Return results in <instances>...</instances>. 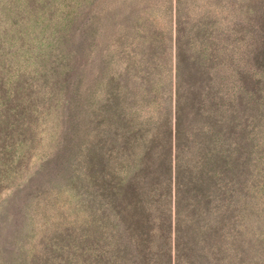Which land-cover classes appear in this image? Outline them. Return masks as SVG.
<instances>
[{"label": "rangeland", "instance_id": "rangeland-1", "mask_svg": "<svg viewBox=\"0 0 264 264\" xmlns=\"http://www.w3.org/2000/svg\"><path fill=\"white\" fill-rule=\"evenodd\" d=\"M263 2L0 0V264H176V173L211 148L219 176L195 199L201 264H264ZM111 96L126 118L108 128ZM168 128L171 190L148 188L172 226L143 253L105 187L146 189L133 177Z\"/></svg>", "mask_w": 264, "mask_h": 264}, {"label": "trees", "instance_id": "trees-1", "mask_svg": "<svg viewBox=\"0 0 264 264\" xmlns=\"http://www.w3.org/2000/svg\"><path fill=\"white\" fill-rule=\"evenodd\" d=\"M264 6V2L261 4ZM258 17L261 20V26L259 31L261 32L264 28V16L262 13ZM175 84H174V101H175V130L177 134H180V116L179 112L181 109L179 96L180 87L178 86V52L179 38L178 34L175 37ZM256 53L257 57L264 56V49L262 44L260 47H257ZM105 105L100 108L101 114L103 115L102 120L108 124V128H112L111 122L116 118L121 116L120 114L124 110L122 106L115 103L114 97H109L106 100ZM100 114V115H101ZM126 117L121 116V119ZM179 119V120H178ZM190 123V124H189ZM187 123V128L196 126V119L189 120ZM128 124L126 127V133H128L129 127ZM115 127V126H114ZM182 128V126H181ZM167 129V124L165 125ZM170 128L165 131L164 137L161 139L160 133H156L155 138L160 140H155L160 143H157L146 152H144L145 166L143 169L138 171V173L133 177V179L141 182H145V188L139 192L134 187L132 183L134 181L126 180V178H119L115 183L112 179H108L109 187H105L108 191L112 192L111 197L115 200L119 216H121V221L119 222L121 226L123 225V231H121V237L128 239L133 243V245L141 250L143 253L148 249L151 250L153 245L157 246L156 241L159 238L160 234L165 235L167 230L171 228V219L172 213L170 209V214H167L166 208L162 207L161 209L157 205L156 195H152V192L156 189L148 188L149 186L158 185L165 183V181H171V161H167L165 158L161 159L160 155L165 153V146L160 145L162 141L170 140L169 133ZM123 133V132H122ZM125 134V133H124ZM130 135L133 136V131L130 132ZM154 141V139L152 140ZM89 143V142H88ZM101 149L99 146L90 144L89 150ZM211 152H214L211 148L206 152V155L203 159H199L198 163H194L190 166L182 164L180 171L175 177L174 184L176 186L175 196H176V221H175V232L178 235V242L176 246L177 262L176 264H185V261L188 260L189 264H201V257L197 254V245L199 242V237L202 235V226L200 225L199 220V210L200 203L196 202L195 199L200 198L201 200L207 196L208 192L206 189H209L212 186V183H215L216 178L219 176L216 172L218 171L219 158L214 156ZM154 168L155 171H158L160 176V181H158L157 175H152L150 173V168ZM113 172V171H111ZM178 172V165H177ZM132 182V183H130ZM166 184V191L171 190L169 184ZM158 211L157 215L155 212ZM155 216L153 222L148 220L149 216ZM158 220V221H157ZM125 234V235H123ZM214 237V232L210 233L206 237L209 242H212ZM196 254L195 259L191 257Z\"/></svg>", "mask_w": 264, "mask_h": 264}]
</instances>
